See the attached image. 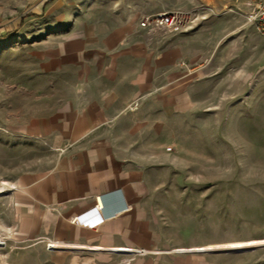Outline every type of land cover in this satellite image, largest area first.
<instances>
[{
  "label": "rangeland",
  "instance_id": "obj_1",
  "mask_svg": "<svg viewBox=\"0 0 264 264\" xmlns=\"http://www.w3.org/2000/svg\"><path fill=\"white\" fill-rule=\"evenodd\" d=\"M47 1L0 0V181L52 165L53 150L21 135L22 125L61 104L82 60L110 63L123 92L149 102L151 126H164L173 254L189 264H264V245L192 250L264 238V33L246 18L264 0ZM159 14L180 26H140ZM19 245L11 241L0 264L49 262Z\"/></svg>",
  "mask_w": 264,
  "mask_h": 264
},
{
  "label": "crops",
  "instance_id": "obj_2",
  "mask_svg": "<svg viewBox=\"0 0 264 264\" xmlns=\"http://www.w3.org/2000/svg\"><path fill=\"white\" fill-rule=\"evenodd\" d=\"M123 86L110 63L84 59L61 104L22 125L21 135L46 143L54 159L42 173L0 181L14 186L0 193L9 243L42 252L47 264H189L167 238L164 126H151L145 96ZM153 103L164 119L165 98Z\"/></svg>",
  "mask_w": 264,
  "mask_h": 264
},
{
  "label": "built area",
  "instance_id": "obj_3",
  "mask_svg": "<svg viewBox=\"0 0 264 264\" xmlns=\"http://www.w3.org/2000/svg\"><path fill=\"white\" fill-rule=\"evenodd\" d=\"M250 9L246 14L247 20L254 24L259 32L264 33V1L250 3ZM141 27L148 28H174L177 29L181 20L178 16L172 14H159L155 16H146L141 18L139 22ZM14 189L13 185L6 186L4 183H0V193L5 191H11ZM97 211L100 213L102 211V205H99ZM9 237L0 232V253L9 248ZM56 244L52 241H47L45 243V248L49 251L53 250Z\"/></svg>",
  "mask_w": 264,
  "mask_h": 264
},
{
  "label": "bare ground",
  "instance_id": "obj_4",
  "mask_svg": "<svg viewBox=\"0 0 264 264\" xmlns=\"http://www.w3.org/2000/svg\"><path fill=\"white\" fill-rule=\"evenodd\" d=\"M261 245H264V238L230 242V243L223 244V245L217 244V245H208L204 247H193L192 250H197V251H207V250H216V249H228V250L237 249L238 250V249H247V248L250 249V248L258 247ZM115 250H127V249L121 248V249H115Z\"/></svg>",
  "mask_w": 264,
  "mask_h": 264
},
{
  "label": "trees",
  "instance_id": "obj_5",
  "mask_svg": "<svg viewBox=\"0 0 264 264\" xmlns=\"http://www.w3.org/2000/svg\"><path fill=\"white\" fill-rule=\"evenodd\" d=\"M53 0H48L47 2H46V4H48V3H51ZM21 26V24H19V27Z\"/></svg>",
  "mask_w": 264,
  "mask_h": 264
}]
</instances>
